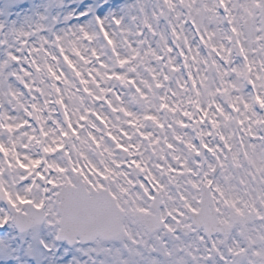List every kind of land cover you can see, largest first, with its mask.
<instances>
[{
  "label": "snow or ice",
  "instance_id": "obj_1",
  "mask_svg": "<svg viewBox=\"0 0 264 264\" xmlns=\"http://www.w3.org/2000/svg\"><path fill=\"white\" fill-rule=\"evenodd\" d=\"M0 264H264V0H0Z\"/></svg>",
  "mask_w": 264,
  "mask_h": 264
}]
</instances>
